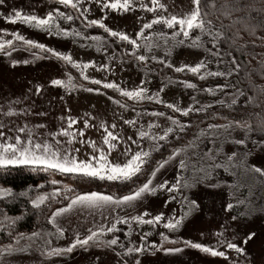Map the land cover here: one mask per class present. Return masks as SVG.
Listing matches in <instances>:
<instances>
[{"label": "rangeland", "instance_id": "obj_1", "mask_svg": "<svg viewBox=\"0 0 264 264\" xmlns=\"http://www.w3.org/2000/svg\"><path fill=\"white\" fill-rule=\"evenodd\" d=\"M103 3L104 0L100 4L95 0L91 3L82 0L80 11L65 7L58 0H3L0 3V43L12 41L11 45L4 43L0 48V132L3 133L0 144L15 143L19 136L22 143L29 139L32 143H47L61 155L68 151L80 160L103 152L110 163L121 165L137 152L151 155L163 150L160 148L163 139L159 137L164 136L168 128H175L172 119H178L162 107L174 104L184 110L195 99L164 75L161 62L156 59L163 58L161 50L153 57L145 52L142 38L150 32L147 29L141 32V28L157 16L183 18L196 6L192 0H159L165 7L148 11L147 8L154 7L152 0H131L130 10L124 11L103 8ZM141 4L147 8H141ZM85 8L88 11H84ZM56 9L64 16L56 15ZM16 11L42 19L52 12L53 19L46 27H36L34 22L26 24L22 20L9 22L6 17L14 16ZM68 15L73 19L67 20ZM92 20H99L105 27L91 24ZM75 21L92 33L94 41L90 45L85 46L84 41L75 39ZM173 26L179 29L178 24ZM106 28L136 40V46L110 36ZM138 32H141L140 36H137ZM14 33L34 44L15 39ZM37 43L45 45V49L35 47ZM47 49L69 55L80 68H73L71 63ZM173 53L171 60L180 67L203 61V53L190 47L179 48ZM140 55L146 60H138ZM86 63L88 68L83 67ZM81 71L88 79L80 75ZM69 76L72 80L68 87L50 83L53 79L67 83ZM93 80H100L101 84H93ZM104 83H114L119 90L128 91L144 87L147 89L144 95L153 98L129 99L117 89L104 88ZM87 88L99 89V92H88ZM85 120L88 127H85ZM80 130H83L82 136ZM105 130L117 137L110 139L114 145L111 149L104 142ZM233 140H244L245 143L235 144ZM179 149L181 151L175 156L171 155L160 164L162 166L156 167L154 176L150 174V155L144 157L146 163L137 175L148 173L141 176V180L123 187L117 181L105 180L98 183L102 186L97 190L82 191V178L43 171L37 166L36 169L46 175L48 181L45 183L51 184L50 189L61 190L56 197L60 204L53 209L50 218L56 209L67 206L69 199L66 197L86 191L119 197L148 180L155 191L144 193L131 202L111 204L99 210L76 205L56 216L46 232L38 230L33 232L35 236L32 233L12 244L0 243V264H264V175L253 170L264 171V143L254 146L245 133L237 130L227 135L224 143L214 139L204 152L186 151L185 147ZM229 156H232L231 160ZM181 160L185 161L183 168ZM213 164L221 166L210 168ZM146 176L147 180L144 179ZM52 180L59 183L53 185ZM65 185L73 191L67 192ZM0 190L9 192L7 188ZM229 204L231 208L227 207ZM157 215L161 216L159 221L153 219ZM137 216L141 218L139 221L132 219ZM148 220L153 223L143 222ZM177 221L176 227H165V224H176ZM113 225V230L107 231ZM91 232L98 233L100 247L90 241L83 247L77 245L71 252H53L54 249H66L77 237L83 239ZM249 233L255 235L245 243ZM112 239H116L115 245L104 243ZM184 241L223 251L227 259L186 246ZM228 243L236 244L243 251L227 248ZM5 248L9 250L4 251ZM129 248H142V251L128 252ZM164 248L181 251L165 253Z\"/></svg>", "mask_w": 264, "mask_h": 264}, {"label": "trees", "instance_id": "obj_2", "mask_svg": "<svg viewBox=\"0 0 264 264\" xmlns=\"http://www.w3.org/2000/svg\"><path fill=\"white\" fill-rule=\"evenodd\" d=\"M198 7L204 31L193 28L188 37H184L179 29L160 22L147 29L150 33L143 34L145 52L153 57L157 50H161L163 58L156 59L161 62L164 75L195 99L186 109L187 115L162 107V110L174 113L178 120L173 131L163 139L160 147L163 150L159 153L152 151L153 155L147 156L151 172L168 160L177 148L204 152L214 139H221L224 143L227 135L237 130L245 133L254 146L264 143V0H199ZM74 26L77 41H84L85 46L94 41L85 25L82 27L75 21ZM209 31L221 35L213 42ZM174 32L177 35L174 36ZM184 47L203 53L202 67L198 72L189 70L196 65H187L189 67L181 72L175 71L180 66L171 57L175 50ZM186 84L194 87H186ZM235 121L247 123L250 130L239 127ZM224 125L230 126L221 127ZM190 142L192 146L188 147ZM42 173L23 165L0 167V188H7L10 193L0 195L1 244H12L38 230L46 232L50 227L51 212L60 203L56 202L57 195L53 196L51 184L45 183L48 179ZM141 176L117 182L123 187L141 180ZM101 182L105 180L82 178L81 190H97L102 186L98 184ZM40 195L46 199L34 207L31 201Z\"/></svg>", "mask_w": 264, "mask_h": 264}, {"label": "snow or ice", "instance_id": "obj_3", "mask_svg": "<svg viewBox=\"0 0 264 264\" xmlns=\"http://www.w3.org/2000/svg\"><path fill=\"white\" fill-rule=\"evenodd\" d=\"M92 0H88V3H91ZM97 4L101 3V0H95ZM0 3H3V0H0ZM58 3L65 6V7H72L73 9H76L77 11H80L79 5L82 3V0H58ZM192 3L194 6L193 11L189 14L186 15L183 18H179L177 16H171L170 18H164L162 16H157L151 21L150 23H145L142 28L141 32L143 29H148L151 28L153 24L155 23H160L163 22V24L167 27H172L173 25L178 24L179 25V31L182 32L184 37H188L189 35V30L193 28H200L202 31H204V22L203 20L200 19V10H199V0H192ZM130 4L131 0H123L121 3L120 0H113V2H109V0H104L103 3V8H109V9H121L124 11L130 10ZM153 8H147V5L141 4V8H147L148 11H153L154 8H164L165 6L163 4L159 3V0H152ZM102 8V10H103ZM84 11H88L87 8L84 9ZM56 15L58 16H64V13L59 12L58 9L55 10ZM83 14V13H81ZM67 20H72L73 17L71 15H68L65 17ZM6 19L9 22L15 23L18 20H22L26 24H32L33 22L35 23L36 27H46L50 25L52 19H53V13L49 12L47 14L46 18H38L35 15H22L20 11H16L14 16H8ZM91 24L96 25L99 24L101 27H105L99 20H92L90 21ZM211 22L209 21V24ZM108 31V34L112 37H118L122 41H127L133 46H136V40L130 39L129 36L125 35L122 32H116L110 29H105ZM141 32L137 33V36L141 35ZM67 34V33H65ZM15 39L17 40H23L25 44L28 45H33L34 42L32 40H25L24 37L19 36L17 34H13ZM173 35H177V33H173ZM208 35L213 38V42H215L216 37L220 36L221 34L219 32L213 34L212 32H208ZM4 43L11 45L12 41L8 40L5 41ZM4 43H0V48L4 47ZM35 47L39 49H45V45L43 44H35ZM48 52L53 53L56 57L62 58L64 61L69 62L72 64L73 68H80L79 64H76L75 62H72L71 57L69 55H61V53L54 52L52 49H47ZM7 55V53H5ZM138 60L144 61L146 60V57L144 55H140L137 57ZM155 59V58H153ZM16 61H13V64H15ZM27 63V61H25ZM170 66V65H169ZM84 68H88L89 64H84ZM105 67V66H102ZM185 67H189L187 65L175 68L176 72H181ZM202 67L201 64H197L194 67H190L189 70L193 73H196L199 71V69ZM80 75L84 79H88L87 76H84L83 71H81ZM71 80L72 77H68L67 83L65 81H62L60 79H53L50 81L52 85H64L65 87H68L71 85ZM93 84L99 85L101 84L100 80H93ZM144 84V81H141V85ZM74 87V86H73ZM104 88L107 89H117L118 85L114 83H104L103 84ZM186 87H194L192 84H186ZM36 91H40V87L37 86ZM86 91L88 92H99V89H93V88H87ZM121 92V95L128 97L129 99L133 100H143V99H149L151 100L153 97L151 96H145L144 94L146 93L147 89L144 87H137L134 90L128 91V90H119ZM161 91L163 89L161 88ZM251 100V97L249 98ZM116 103H120L119 101H116ZM233 104L236 103L235 100L232 101ZM125 106V105H121ZM168 108H172L175 111L181 112L183 115H187V110H182L177 108L174 104H167ZM156 115H164L163 113H155ZM169 119H172L171 117ZM173 124L177 123L175 119H172ZM71 123H75L74 120L71 121ZM125 123L132 124L134 123L133 121H125ZM239 127L244 128V129H249V125L247 123H241L240 121H235ZM85 127H88V121H84ZM230 125H224L221 127H229ZM115 127V125H113ZM209 127H214L213 125H209ZM19 131H23V129H19ZM106 131V135L104 137V142L108 144L109 149L113 148L114 145L111 144L109 141L111 140H116L117 137L113 135L112 132ZM172 128H168L164 136L159 137V139H164L167 137V135L172 132ZM67 135V133H64ZM80 135H83V130H80ZM141 135H145L144 133H141ZM0 136H3V133L0 132ZM131 139V137H129ZM15 143H3L0 144V167H6V166H17V165H27V166H32L33 170H36V167L39 166L40 170L43 171H54L59 174H64V175H72V176H78L84 179H99V180H107V181H129L131 180L134 176H137L138 173L141 171L142 165L146 163L144 157H147L149 153L147 152H137L134 155H132L131 159H129L126 163L123 165L121 164H112L109 162L108 158L106 155L101 152L98 156L96 155H91L88 160H80L77 158L75 155H71L68 151H65L63 155L58 150H53L47 143L41 145L40 143H32L31 139L28 140L26 143H22L21 138L17 136L15 138ZM83 142V141H82ZM235 144H240L243 145L245 143L244 140H233L232 141ZM90 146L94 147V144L92 142H89ZM191 142L188 145V147H191ZM76 151H79L78 149ZM181 149L177 148L172 152V156H175L178 152H180ZM235 153L232 154L234 156ZM232 156H229L228 159L231 160ZM210 159H214V157H210ZM162 166V165H159ZM180 166L183 168L185 167V161L181 160L180 161ZM221 165L219 164H213L209 165V167H220ZM257 173H261V175H264V171H262L259 168H254L253 169ZM155 171L153 170L151 172V175H155ZM51 183L53 185L59 183V181L52 180ZM151 185V180H148L142 184H140L139 187H137L134 191H131L129 194L126 195H120L119 197H115L111 194H104L99 191H86L83 193H80L78 195H75L74 197H66L69 199V203L67 204L66 207L58 208L56 211L52 213V218H50V222L52 220L72 209L74 206L79 205L82 207L86 208H92V209H103L108 205L111 204H116V205H121L125 204L128 202H131L133 200H136L139 198L142 194L144 193H152L155 191L154 188L150 187ZM158 187L163 188L164 185H159ZM65 190L67 192L73 191V189L65 185ZM60 189L56 188L53 191V196L58 195L60 193ZM171 191V189H169ZM10 193L7 190H0V195H9ZM46 197L44 195L38 196L36 199L32 200L31 203L33 204L34 207H38L41 205ZM195 204V202H192ZM228 208H231L232 205L229 204L227 206ZM132 219L135 220H140L141 218L139 216L133 217ZM155 221H159L161 219L160 215H157L153 218ZM146 223H153V220H148V221H143ZM179 221L176 222V224L173 223H168L165 224L166 228H174L178 225ZM115 225H113L112 228H108L107 231L111 232ZM36 233H33V236H35ZM255 234L254 233H249L248 236L245 238V243L247 240L251 239ZM99 237L97 232H91L90 235L84 237L83 239H80L77 237L71 245H69L66 249H54L53 252L59 253L61 251H67L71 252L74 247L77 245L79 246H86L89 244V242H93L96 244L97 247H100V243L98 242ZM104 243H107L109 245H115L117 243L116 239H112L109 241H105ZM184 244L186 246H191L193 248L199 249L203 252L210 253L212 256H220L224 257L227 259L226 254L223 251H216L214 248H210L208 246L202 245L200 243H192L191 241H184ZM227 248L229 249H235L237 252H242L243 249L238 248L236 244L233 243H228ZM128 252H136L139 253L142 251V248H129L127 250ZM163 251L165 253H174V252H179L181 249L179 248H164Z\"/></svg>", "mask_w": 264, "mask_h": 264}]
</instances>
